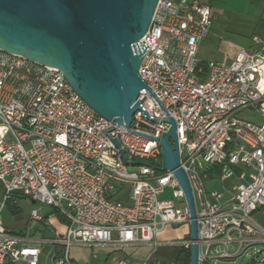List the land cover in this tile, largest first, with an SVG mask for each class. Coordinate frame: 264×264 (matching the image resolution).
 <instances>
[{"label": "built area", "instance_id": "1", "mask_svg": "<svg viewBox=\"0 0 264 264\" xmlns=\"http://www.w3.org/2000/svg\"><path fill=\"white\" fill-rule=\"evenodd\" d=\"M214 16L201 0H159L141 39L139 75L148 89L139 100L146 114L134 113L131 131L96 113L59 69L0 50V206L18 193L65 220V253L54 264H77L68 255L73 243H152L166 226L189 224L178 181L161 169L159 139L168 117L176 122L194 194L199 264L234 259L264 243V229L253 219L264 212V119L239 116L245 108L264 116V37L254 35L229 64L198 60ZM120 148L127 161L144 163H127ZM218 181L228 184L207 187ZM124 188L128 202L115 199ZM166 188L172 197L160 199ZM30 217L43 219L36 208ZM181 245L190 247L189 236ZM39 254L0 219V264H36ZM258 254L251 264H264Z\"/></svg>", "mask_w": 264, "mask_h": 264}, {"label": "water", "instance_id": "2", "mask_svg": "<svg viewBox=\"0 0 264 264\" xmlns=\"http://www.w3.org/2000/svg\"><path fill=\"white\" fill-rule=\"evenodd\" d=\"M158 2L0 0V50L59 69L96 113L131 131L134 113L143 110L140 92L148 89L139 75L145 53L141 39L152 24ZM165 121L170 127L159 139L161 169L171 171L183 191L189 212L190 264H199L194 194L181 165L176 122L172 117ZM114 142L121 146L117 139ZM120 153L127 163H144L127 161L123 148Z\"/></svg>", "mask_w": 264, "mask_h": 264}, {"label": "crops", "instance_id": "3", "mask_svg": "<svg viewBox=\"0 0 264 264\" xmlns=\"http://www.w3.org/2000/svg\"><path fill=\"white\" fill-rule=\"evenodd\" d=\"M212 10L215 13V9L212 8ZM261 18L256 35L264 37V12ZM249 45L250 43L242 45V47H248ZM231 60L228 62H231ZM262 101L264 106V97ZM239 116L257 124L261 123L264 119L263 114L254 108L241 110ZM21 199H26V197L16 198L18 204ZM30 201L35 203L33 200ZM3 207H6V205L4 204L0 207V212ZM52 213L53 215L43 213V219L39 220L40 223L35 227L30 225V214L26 219H12L7 224L3 222L10 231L24 236L27 244L40 248V254L36 264H54V260L58 257L56 247L58 245L64 246L60 240L66 233V222L54 209ZM253 219L264 229L263 211H255ZM15 228L19 230L16 231ZM178 229L174 228V225L166 226L156 235L152 243L130 244L126 246L118 244L85 245L73 243L68 248V255L77 264H119V261H124L126 264H176L179 250L183 246L181 245V241L186 239L181 238L182 234L175 233ZM184 233L189 236V229L186 228ZM70 249H73L72 255H70ZM10 264H29V262L19 260Z\"/></svg>", "mask_w": 264, "mask_h": 264}, {"label": "rangeland", "instance_id": "4", "mask_svg": "<svg viewBox=\"0 0 264 264\" xmlns=\"http://www.w3.org/2000/svg\"><path fill=\"white\" fill-rule=\"evenodd\" d=\"M211 5L215 9V16L212 22L211 30L206 38L199 44L196 57L201 61H214L221 64H229L230 59L235 57L236 52L242 45L251 44L252 37L256 35L257 29L264 12V0H201ZM232 61V60H231ZM228 181L207 182V187L213 186L223 190ZM4 194V189L0 183V197ZM171 189L166 188L160 199L171 198ZM115 199L123 202L129 201V190L124 188ZM31 199H21L19 205L21 211L12 215L7 207H3L0 212V219L5 224L8 221L18 218H28L31 209H38L40 214L50 213L53 215V208L43 205L40 202L32 203ZM177 203L183 206L182 203ZM2 207V206H0ZM30 211V212H29ZM30 225L37 226L40 221L29 218ZM178 229L176 234H182L181 238H187L184 231L189 229V224L174 225ZM18 231V228H15ZM27 232V231H26ZM28 235V232H27ZM259 252L257 259L264 258V243L249 247L242 255L234 259H217V264H251L255 254ZM73 249H70L72 255Z\"/></svg>", "mask_w": 264, "mask_h": 264}, {"label": "trees", "instance_id": "5", "mask_svg": "<svg viewBox=\"0 0 264 264\" xmlns=\"http://www.w3.org/2000/svg\"><path fill=\"white\" fill-rule=\"evenodd\" d=\"M19 196V197H18ZM24 197L21 194L16 193L11 198H8L5 202L6 207L10 210L12 214H18L21 211L19 204L16 201V198ZM60 216V215H59ZM62 218V217H61ZM58 257L56 259L61 258L65 253V246H57L56 247ZM176 264H190V248L182 246L179 250Z\"/></svg>", "mask_w": 264, "mask_h": 264}]
</instances>
